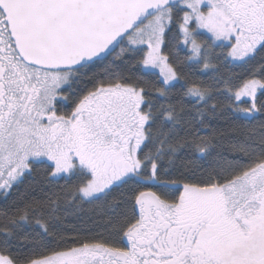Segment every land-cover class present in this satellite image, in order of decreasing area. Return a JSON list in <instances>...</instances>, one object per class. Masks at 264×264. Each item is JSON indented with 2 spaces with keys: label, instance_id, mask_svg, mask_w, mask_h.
<instances>
[{
  "label": "snow or ice",
  "instance_id": "obj_1",
  "mask_svg": "<svg viewBox=\"0 0 264 264\" xmlns=\"http://www.w3.org/2000/svg\"><path fill=\"white\" fill-rule=\"evenodd\" d=\"M0 264H264V0H0Z\"/></svg>",
  "mask_w": 264,
  "mask_h": 264
}]
</instances>
